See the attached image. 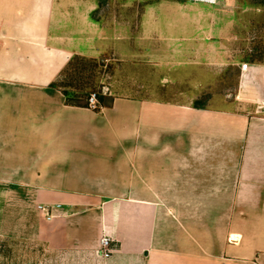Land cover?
Instances as JSON below:
<instances>
[{"label":"crops","instance_id":"obj_1","mask_svg":"<svg viewBox=\"0 0 264 264\" xmlns=\"http://www.w3.org/2000/svg\"><path fill=\"white\" fill-rule=\"evenodd\" d=\"M128 2L144 37L91 19L99 0H0V236L58 264H264V65L236 72L229 109L116 96L97 112L50 88L73 57L138 42L218 74L197 4Z\"/></svg>","mask_w":264,"mask_h":264},{"label":"rangeland","instance_id":"obj_2","mask_svg":"<svg viewBox=\"0 0 264 264\" xmlns=\"http://www.w3.org/2000/svg\"><path fill=\"white\" fill-rule=\"evenodd\" d=\"M128 4V0H99V7L92 12L91 19L102 20L109 25L121 24L122 36H128L131 29L128 26L136 21L138 27L136 30L132 28V32L137 31L139 38L146 36L145 26L142 28L139 26L146 21L145 4L138 2L135 13L129 11ZM197 6L202 14L203 42L196 43L195 46L201 48V55H210L206 57V61L202 60L203 64H211L214 56H219L217 61L221 62L219 65L222 66H218L217 75L213 69L216 65L199 67L189 61L180 60L176 61L178 64H174V55H161L160 45L155 44L146 49L144 43L138 42L135 45L138 55L105 53L75 56L83 60L73 62L64 74L63 69L60 73L62 75L59 74L56 81L58 80L59 85L69 92L84 89L89 95L95 94L97 101L100 102L99 99L102 98L101 104L107 106L114 97L121 96L173 103L194 102L195 105L198 103L219 109L235 108L231 102L233 90L238 82L236 72L239 69L241 71L243 65H264V0H218L215 6L205 4ZM161 14L154 13L153 20L157 22L156 26L150 28L154 32L153 35L158 34V31L165 33V28L158 26ZM192 35L190 30V36ZM125 42L121 50L123 52L133 50L134 45H129V40L127 44ZM147 50L150 55L146 54ZM231 60L234 66L227 63ZM58 262L56 255L40 242L31 238L0 236V264H58Z\"/></svg>","mask_w":264,"mask_h":264},{"label":"trees","instance_id":"obj_3","mask_svg":"<svg viewBox=\"0 0 264 264\" xmlns=\"http://www.w3.org/2000/svg\"><path fill=\"white\" fill-rule=\"evenodd\" d=\"M83 59H79L77 57H73L68 64L66 65V67L64 68V70L62 71V74H64V72L67 70L68 66L72 65L73 62L77 63L82 61ZM60 74V75H62ZM50 88L56 89L58 90L65 98V105L67 106H71V107H78V108H88L89 107V103L88 100L90 98L91 95H89L87 92L84 91V89L82 91H77V92H73V91H67V89L62 88L59 85V81L57 80L56 82H53L50 85ZM63 90H62V89ZM87 93V95H86ZM99 101H97V105H96V111L98 112L100 107H107V105H102L101 102H103V99H99Z\"/></svg>","mask_w":264,"mask_h":264},{"label":"built area","instance_id":"obj_4","mask_svg":"<svg viewBox=\"0 0 264 264\" xmlns=\"http://www.w3.org/2000/svg\"><path fill=\"white\" fill-rule=\"evenodd\" d=\"M174 1L186 2V3H192V4H205V5H210V6H215L218 4V0H174ZM241 70L246 71L247 65H243L241 67ZM88 103H89V108L93 110L96 109L97 99H96L95 94L90 96ZM39 209L41 211H44V209H42L41 207H39ZM110 246H111V239H109L108 237H103L99 242L97 254L103 259L110 258V256L113 253V250L111 249Z\"/></svg>","mask_w":264,"mask_h":264}]
</instances>
